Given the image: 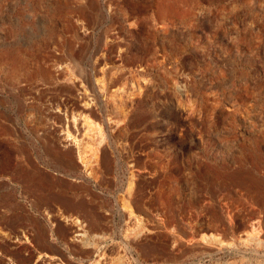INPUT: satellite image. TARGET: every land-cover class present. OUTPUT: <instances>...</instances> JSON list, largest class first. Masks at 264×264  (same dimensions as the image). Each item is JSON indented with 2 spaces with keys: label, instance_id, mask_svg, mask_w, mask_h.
I'll list each match as a JSON object with an SVG mask.
<instances>
[{
  "label": "rangeland",
  "instance_id": "1",
  "mask_svg": "<svg viewBox=\"0 0 264 264\" xmlns=\"http://www.w3.org/2000/svg\"><path fill=\"white\" fill-rule=\"evenodd\" d=\"M0 264H264V0H0Z\"/></svg>",
  "mask_w": 264,
  "mask_h": 264
},
{
  "label": "bare ground",
  "instance_id": "2",
  "mask_svg": "<svg viewBox=\"0 0 264 264\" xmlns=\"http://www.w3.org/2000/svg\"><path fill=\"white\" fill-rule=\"evenodd\" d=\"M78 235H80V236H82V235H84L83 233H80V234H78ZM83 238V237H82ZM243 241V240H242ZM247 241V240H246Z\"/></svg>",
  "mask_w": 264,
  "mask_h": 264
}]
</instances>
